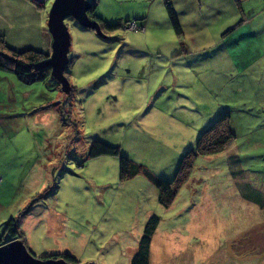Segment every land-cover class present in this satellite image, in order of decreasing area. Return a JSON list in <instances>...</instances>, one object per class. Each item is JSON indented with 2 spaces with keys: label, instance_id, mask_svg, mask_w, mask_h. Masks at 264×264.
Wrapping results in <instances>:
<instances>
[{
  "label": "rangeland",
  "instance_id": "1",
  "mask_svg": "<svg viewBox=\"0 0 264 264\" xmlns=\"http://www.w3.org/2000/svg\"><path fill=\"white\" fill-rule=\"evenodd\" d=\"M31 1L48 16L53 0ZM98 2L102 22L116 27L98 33L64 18L70 91L52 76L28 83L0 70V235L25 209L18 226L35 256L130 264L155 214L149 264H264L262 54L249 67L246 40L206 37L192 49L161 0ZM222 114L234 137L198 155L164 206L155 181H170ZM94 140L143 170L120 180L119 155L89 156Z\"/></svg>",
  "mask_w": 264,
  "mask_h": 264
},
{
  "label": "crops",
  "instance_id": "2",
  "mask_svg": "<svg viewBox=\"0 0 264 264\" xmlns=\"http://www.w3.org/2000/svg\"><path fill=\"white\" fill-rule=\"evenodd\" d=\"M97 6L99 13H103L99 2L95 12ZM174 7L184 39L192 49H197L199 43L202 44L200 47L206 48L208 45L202 43L206 37L211 39L209 45L217 41L225 46L231 39L239 43L246 40L244 53L249 50L248 55L252 58L249 67L260 58L258 55L262 54L264 58V0H174ZM207 17H215L216 21L210 22L213 26H209ZM0 35L15 50L51 51L52 37L46 14L31 0H0ZM236 48L237 45L228 52ZM17 238L26 243L21 231Z\"/></svg>",
  "mask_w": 264,
  "mask_h": 264
},
{
  "label": "trees",
  "instance_id": "3",
  "mask_svg": "<svg viewBox=\"0 0 264 264\" xmlns=\"http://www.w3.org/2000/svg\"><path fill=\"white\" fill-rule=\"evenodd\" d=\"M96 2V0H91V6L88 10L89 17L98 21L101 29H112L116 27L117 25H107L102 22V19L95 12ZM161 2L171 27L180 39L184 33L178 12L174 7V0H161ZM181 44L183 45L184 43L181 41ZM47 58L48 53L43 51L12 49L5 43L3 35H0V70L14 73L16 78L21 81L32 83L43 81L51 76L50 67L43 64ZM71 89L72 86H70V90ZM233 137L234 133L228 114H222L214 119L208 127L201 131L194 149L187 151L182 156L174 177L170 181H155L159 202L164 206H168L172 202L180 187L187 181L194 166V160L198 155H209L221 152ZM88 154L89 156L101 154L119 155V148L100 140H94L90 145ZM142 170L143 168L141 165L131 161L125 156L119 155L120 180L128 179ZM25 212L24 209L18 216H11L3 223L0 243L4 242L6 238L13 239L20 236L18 219ZM158 222L159 218L157 215L151 214L148 217L143 233L139 237L137 249L131 257L130 264H149L151 237ZM45 257L63 258L69 262L77 263V260L67 252L51 253Z\"/></svg>",
  "mask_w": 264,
  "mask_h": 264
},
{
  "label": "water",
  "instance_id": "4",
  "mask_svg": "<svg viewBox=\"0 0 264 264\" xmlns=\"http://www.w3.org/2000/svg\"><path fill=\"white\" fill-rule=\"evenodd\" d=\"M91 6L89 0H53L47 16V28L51 34V51L43 64L50 67V75L57 79L62 88L70 91V84L64 74L68 63L70 33L64 18L73 17L82 26L95 29L100 33L98 21L88 15ZM0 264H76L63 258L38 257L26 247L23 239L13 238L0 243Z\"/></svg>",
  "mask_w": 264,
  "mask_h": 264
},
{
  "label": "built area",
  "instance_id": "5",
  "mask_svg": "<svg viewBox=\"0 0 264 264\" xmlns=\"http://www.w3.org/2000/svg\"><path fill=\"white\" fill-rule=\"evenodd\" d=\"M39 1H41V0H35V2H39Z\"/></svg>",
  "mask_w": 264,
  "mask_h": 264
}]
</instances>
